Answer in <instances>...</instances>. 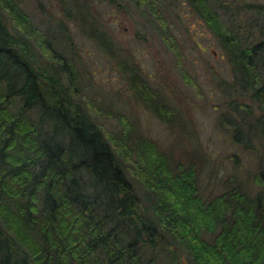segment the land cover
I'll return each instance as SVG.
<instances>
[{
	"label": "trees",
	"instance_id": "obj_1",
	"mask_svg": "<svg viewBox=\"0 0 264 264\" xmlns=\"http://www.w3.org/2000/svg\"><path fill=\"white\" fill-rule=\"evenodd\" d=\"M71 1L81 32L117 60L146 109L185 126L89 4ZM186 1L216 35L235 94L257 104L258 115L245 99L232 106L264 144V34L254 43L228 27L217 0ZM142 2L161 18L158 0ZM63 47L16 0H0V264H179L182 255L189 264H264V172H233L206 196V151L178 159L122 114L118 131L105 130L77 99L78 68Z\"/></svg>",
	"mask_w": 264,
	"mask_h": 264
},
{
	"label": "rangeland",
	"instance_id": "obj_2",
	"mask_svg": "<svg viewBox=\"0 0 264 264\" xmlns=\"http://www.w3.org/2000/svg\"><path fill=\"white\" fill-rule=\"evenodd\" d=\"M16 1L34 26L75 60L77 99L105 130L118 131L122 114L178 159L201 146L208 156L200 175L206 196L221 193L233 172L242 178L264 172V144L249 131L248 117L232 106L245 98L234 92L231 64L212 29L186 0H158L161 18L138 0H118L121 6L81 0L118 41L127 63L133 62L178 108L185 126L168 125L146 109L117 60L81 32L71 0ZM215 9L243 37L254 43L262 39L264 0H217ZM245 100L258 115L257 104Z\"/></svg>",
	"mask_w": 264,
	"mask_h": 264
},
{
	"label": "water",
	"instance_id": "obj_3",
	"mask_svg": "<svg viewBox=\"0 0 264 264\" xmlns=\"http://www.w3.org/2000/svg\"><path fill=\"white\" fill-rule=\"evenodd\" d=\"M175 250H178V249L175 247ZM181 259H182L183 264H188V261L185 255H182Z\"/></svg>",
	"mask_w": 264,
	"mask_h": 264
}]
</instances>
